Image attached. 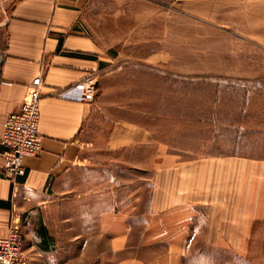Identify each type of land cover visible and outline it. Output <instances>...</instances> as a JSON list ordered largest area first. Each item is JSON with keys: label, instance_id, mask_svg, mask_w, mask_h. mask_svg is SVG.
Returning <instances> with one entry per match:
<instances>
[{"label": "rangeland", "instance_id": "1", "mask_svg": "<svg viewBox=\"0 0 264 264\" xmlns=\"http://www.w3.org/2000/svg\"><path fill=\"white\" fill-rule=\"evenodd\" d=\"M80 23L111 60L94 74L97 109L84 159L59 177L54 200L19 224L29 264H264V217L247 224L241 214L246 200L264 196V0H89ZM113 138L137 143L113 147ZM183 150L199 160L203 198L185 238L138 247L139 219L133 238L114 246L113 236L126 231L122 219L98 225L97 194L84 193L101 189L107 211L128 213L119 208L136 188L143 199L135 218L167 164L160 152ZM233 158L251 165L222 168ZM213 162L211 177L204 169ZM222 200L229 225L216 219ZM42 219L53 237L33 255L24 232Z\"/></svg>", "mask_w": 264, "mask_h": 264}, {"label": "crops", "instance_id": "2", "mask_svg": "<svg viewBox=\"0 0 264 264\" xmlns=\"http://www.w3.org/2000/svg\"><path fill=\"white\" fill-rule=\"evenodd\" d=\"M88 3L89 0H0V50L6 57L0 83V138L5 116L18 109L27 85L39 75L44 80L39 102L41 151L37 156L24 158L23 175L12 179L0 176V237L6 235L13 222L21 223L25 228L33 215L32 208H35L36 213V210H43L48 202L53 201L49 192L57 191L54 187L59 177L64 172L67 173L76 162L84 159V146L88 143L91 119L94 118L97 106L95 102L64 97L63 92L89 74L99 73L111 60L101 56L97 46L84 34L80 19ZM98 99L99 96L96 97V102ZM143 141L147 143L146 138ZM112 142L113 147L137 143L132 140L124 143L122 139L116 138L110 140ZM160 149L162 150L161 147ZM1 151L0 146V168L3 164ZM191 154L194 153L186 150L177 154L160 152L161 160L167 164L162 168L164 170L154 174L155 181L153 180L146 208L135 218L131 214L138 209L143 199L138 196L136 188L130 191L124 207L119 208L124 212L129 210L128 213L107 211L104 207V194L101 195L100 204L101 189L84 193L87 196L97 194V207L101 205V211L97 214L98 225L104 227L111 217L115 221L122 219L126 231L122 235L113 236L114 246L133 238L136 233L133 226L139 219L142 221V228L137 238L140 240L138 247H152L161 241L185 238L203 201L197 190L201 166L193 155L187 157ZM150 160L154 161L153 156ZM209 160L215 161L217 158L211 157ZM234 161H237L238 169L246 170L251 165L249 160L233 158L226 159L222 168L234 170L237 168ZM251 162L260 165L256 161ZM207 166L205 165L207 168L204 167V171H208L213 177L218 172L217 164L213 162ZM243 204L248 209L241 213L247 224L264 217V196H253L251 201L246 200ZM213 206L210 198V209ZM177 207L179 218H176ZM230 208L229 201L222 200L219 209L224 211L216 213L219 224L231 223L232 218L228 213ZM30 210L32 211L27 213ZM158 214H170L174 219L169 222L164 219L157 221L155 215ZM225 216L226 221L223 220ZM166 223L177 227L171 229L166 227ZM209 223L211 224V220ZM35 225L30 232H24L26 238L31 240L27 243V252L30 251L33 255L50 247L53 237L44 219ZM180 233H183L182 236H179ZM134 260L142 262L137 258Z\"/></svg>", "mask_w": 264, "mask_h": 264}, {"label": "built area", "instance_id": "3", "mask_svg": "<svg viewBox=\"0 0 264 264\" xmlns=\"http://www.w3.org/2000/svg\"><path fill=\"white\" fill-rule=\"evenodd\" d=\"M5 54L0 50V83ZM44 85L42 76L34 77L26 87V93L18 109L8 113L3 121L0 138L3 160L0 176L12 179L24 174V158L37 156L41 151L39 134V102L41 88ZM96 90V77L89 74L76 82L63 96L92 102ZM0 264H29L25 253V241L18 222H13L6 235L0 237Z\"/></svg>", "mask_w": 264, "mask_h": 264}]
</instances>
